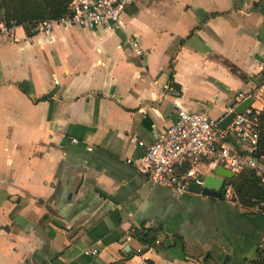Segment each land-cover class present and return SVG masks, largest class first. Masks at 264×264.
I'll return each mask as SVG.
<instances>
[{"label": "crops", "instance_id": "obj_1", "mask_svg": "<svg viewBox=\"0 0 264 264\" xmlns=\"http://www.w3.org/2000/svg\"><path fill=\"white\" fill-rule=\"evenodd\" d=\"M260 62L264 0H134L112 27L1 26L0 264H257L261 204L179 194L134 162L179 107L220 119Z\"/></svg>", "mask_w": 264, "mask_h": 264}, {"label": "built area", "instance_id": "obj_2", "mask_svg": "<svg viewBox=\"0 0 264 264\" xmlns=\"http://www.w3.org/2000/svg\"><path fill=\"white\" fill-rule=\"evenodd\" d=\"M133 2L134 0H71L69 12L57 18L41 20L36 29L48 32L58 24H79L87 28L112 27L119 21L124 9ZM128 41L132 44L135 42L130 36ZM135 51L140 53V49ZM258 67L259 71L263 70L264 63L260 62ZM163 88H168V83L163 84ZM249 96L253 97L250 105L241 112L235 111L229 123L220 127L219 120ZM257 98L261 100L260 105L255 104ZM263 103L264 83L262 80H255L253 76L248 86L238 90L235 98L226 104L225 113L220 119L213 118L205 109L187 110L179 107L172 122L157 130L151 142L138 140L139 144L145 146V150L134 163L153 182L170 187L179 194L191 191L192 184H202L203 174L199 168L201 162L209 170L218 165L235 173L245 169L252 170L264 181V153L257 152L259 114ZM222 195L226 199L235 197L230 182L223 183ZM155 242L159 243L160 240L156 239ZM85 252L96 254L97 248L90 247ZM146 260L144 257L140 264H146Z\"/></svg>", "mask_w": 264, "mask_h": 264}, {"label": "trees", "instance_id": "obj_3", "mask_svg": "<svg viewBox=\"0 0 264 264\" xmlns=\"http://www.w3.org/2000/svg\"><path fill=\"white\" fill-rule=\"evenodd\" d=\"M71 0H0V30L4 25L10 28L14 25H22L27 35L37 31L36 25L47 18H57L60 15L69 12V3ZM264 83V74L260 76ZM259 138L258 153H264V103L259 114ZM233 192L239 202L244 205H253L256 201L264 200V181L252 170H241L230 180ZM264 209V206H261ZM132 235L137 236L143 245L151 246L157 239L156 233L158 227L143 225L136 226L132 224ZM263 249H257V264H264Z\"/></svg>", "mask_w": 264, "mask_h": 264}, {"label": "water", "instance_id": "obj_4", "mask_svg": "<svg viewBox=\"0 0 264 264\" xmlns=\"http://www.w3.org/2000/svg\"><path fill=\"white\" fill-rule=\"evenodd\" d=\"M264 74V68H263ZM253 101V97L249 96L242 101H240L232 111L228 112L223 118H221L218 122L220 127H224L231 120L235 111L241 112L246 107L250 105ZM234 174V171L225 168L223 166H216L212 169L211 172H207L203 175L202 184H192L190 185V189L196 192H200L202 194H208L216 197H220L222 195V187L226 177H231ZM128 245H126V249H128Z\"/></svg>", "mask_w": 264, "mask_h": 264}, {"label": "rangeland", "instance_id": "obj_5", "mask_svg": "<svg viewBox=\"0 0 264 264\" xmlns=\"http://www.w3.org/2000/svg\"><path fill=\"white\" fill-rule=\"evenodd\" d=\"M4 26V25H3ZM260 78V77H259ZM255 104H261V100L259 99V98H257V100H256V102H255ZM255 204H261V205H264V200H261V201H256L255 202ZM255 204H253V205H255Z\"/></svg>", "mask_w": 264, "mask_h": 264}]
</instances>
